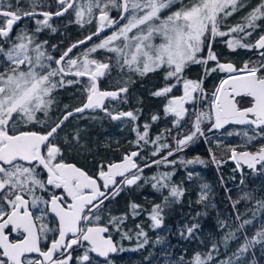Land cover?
Returning a JSON list of instances; mask_svg holds the SVG:
<instances>
[{
  "label": "snow or ice",
  "instance_id": "1",
  "mask_svg": "<svg viewBox=\"0 0 264 264\" xmlns=\"http://www.w3.org/2000/svg\"><path fill=\"white\" fill-rule=\"evenodd\" d=\"M26 4L22 0H0V264H95L92 254L112 264L110 254L125 249L108 235L110 226L121 231L128 213L110 216L107 223H101L99 213L105 201L115 199L125 188L150 184L162 199L145 211L150 227L160 229L165 223V209L179 202L185 190L172 183L174 172L145 176L144 169L175 165L177 161L168 157L204 136L201 126L205 121L211 125L209 131L227 125L243 126L242 132L235 133L243 137L239 146L243 150L229 149V159L235 163L233 171L246 166L253 173L264 172V0H258L239 23L226 30L222 26L227 18L249 7L245 0H26ZM166 10L169 14L163 16ZM70 12L73 15L69 24L80 28L95 24V31L55 58L47 51L48 41L39 36L45 31L56 33L54 19ZM25 20L29 23L21 27ZM253 36L257 38L253 40ZM94 38L97 43H92ZM217 38H226L223 42L231 52L243 49L256 53V58H249L241 68L231 62L222 63L213 51ZM87 44L91 47L70 55ZM101 52L106 59L96 58ZM191 65H202L204 77L186 78L184 73ZM113 69L139 77L163 73L164 86L152 95L166 101L162 111L165 118L171 119V128L152 138L151 124L145 123L141 131L136 123L139 109L116 111L107 107L108 101L121 102L123 98L127 102L129 84L134 83L129 75L116 90H101V79ZM216 72L224 75L211 94L208 109H195L201 100L209 99L204 79ZM83 78L87 83L82 105L72 110L65 105L61 115L53 119L56 90L83 83ZM177 85H182L179 96L172 95ZM189 104L193 105L191 113ZM89 110H99L113 121L133 122L136 136L131 142L135 150L125 152L119 161L101 164L96 175L64 159L65 148L82 147L81 130L66 131L60 137L66 121ZM190 115L191 127L182 133ZM160 119L159 114L151 116L152 123ZM233 134L228 132L229 136ZM166 137L174 141V148L161 142ZM149 146L152 157L165 149L167 155L141 166L137 161L144 158L142 153ZM209 152L219 167L222 161L211 148ZM180 163L204 161L196 158ZM191 176L189 173V179ZM240 183L244 184L243 177ZM209 191L207 184L202 185L196 203L207 206ZM228 198L232 199L230 195ZM254 198L251 192H244L232 200L237 221L241 214L236 206ZM129 210L136 217L141 214V205L133 202ZM257 210L264 212V199L256 200L253 218ZM49 214L55 218V227L49 223ZM252 223L244 219L233 230L227 219H218L219 229L224 230L219 240H213L204 252L188 258L182 255L166 264H256L247 256L257 245L264 249V222L249 236L245 226ZM200 227L199 222L185 224L180 235L193 238ZM136 228L138 244L133 251L149 243L144 229L140 225ZM242 230L244 234L240 235ZM121 239L130 240L132 236L122 232ZM163 239L157 237L155 243L161 244ZM232 241L239 246L221 259L220 246L228 249Z\"/></svg>",
  "mask_w": 264,
  "mask_h": 264
},
{
  "label": "trees",
  "instance_id": "2",
  "mask_svg": "<svg viewBox=\"0 0 264 264\" xmlns=\"http://www.w3.org/2000/svg\"><path fill=\"white\" fill-rule=\"evenodd\" d=\"M48 2L52 3V0H48ZM256 3H258V0H252L247 9L255 6ZM55 10L56 8L53 3L52 11ZM72 15L73 14L70 12L66 14L65 17L54 21V25H56L58 29L56 33H45L44 40L48 41L46 48L53 57L60 56L68 46L84 38L88 34L85 31L86 28H80L75 24L68 23ZM217 42L218 40L214 42L213 49L216 47ZM53 45L56 46L55 49L52 47ZM84 48H86V45L73 51L70 55L74 56ZM203 55H205V52ZM96 57L103 59L100 54H97ZM213 76L217 77L218 74H214ZM107 78H103V80ZM207 79L204 80L203 83V87L209 98L208 100H202L205 110L208 109L211 94L215 90L217 84L216 79L212 84H210L209 79ZM86 83L87 82L83 80V83H79L78 87L82 88ZM71 89V85L64 87L63 94L65 91ZM144 116H150L149 112L144 110ZM168 121L171 120L169 119ZM210 126L208 121L204 122L201 126L204 136L206 137L205 140L198 138L193 141L192 147L188 150L181 151L178 154L168 157L170 161H177L175 165L160 164L145 169V172L150 171L149 173L153 174L165 171L174 172L172 183L180 185L185 190V194L180 198L179 202L173 203L169 208L165 209V223L160 229L153 230L150 227V223L147 219V211H145L150 210L154 203L161 202L162 198L160 194L155 192L151 193L153 198L148 196L146 199L147 201L144 200L143 207L140 210L142 214L146 215L144 223L127 219L121 226V231L119 232L116 231L114 227L110 226L113 240L117 243L118 247L120 245V247L125 249V251H120V253L117 251L114 256H111V259L114 260V264H166L167 261L178 260L182 255L188 258L195 252H204L210 247L213 240H219L224 234V230L219 229L217 225L218 219H227L233 230L239 226L242 220H253L252 224L245 226V230L249 236L254 234L261 223L264 222V212L257 210L255 218H253L252 215L253 209H256V200L264 199V172L253 173L251 170L247 169L246 166L242 170L234 172L233 169L235 165L229 159V149L231 147H238V150H243L239 147L243 144V137L235 134L237 132H242L244 130L243 127L227 125L224 129H220V131L217 132V130L209 131L208 129ZM151 131L157 134L162 130L156 128L155 131ZM228 132H233L234 134L229 136ZM204 144L207 145V148ZM209 148L215 153L217 160L222 161L219 167L212 162ZM152 150L151 146L146 148L142 153V157L147 159H138V164L143 166L146 162L151 163L152 160H158L161 156L167 155L166 149L157 156L152 157L150 155ZM185 154H188L191 160L199 158L204 161L203 164H192L198 173H192L191 179H189V169L187 170L185 168L186 163H180V161H185ZM114 158L115 155H111L106 149H99L96 151L95 159L97 164L100 163V165H105ZM242 177L244 179V184L240 183ZM204 184H207L210 190V196L206 202L207 206H205V204L196 203L199 198L200 189ZM226 189L230 191H226ZM244 192H251L255 198L253 200L241 201V203L236 206L241 214V220L237 221L235 219L236 211L233 209L232 200L239 199ZM229 195L232 198L231 200L228 198ZM124 213L125 209L115 206L107 209L109 217L120 216ZM197 213H201V215L197 216ZM192 222H199L201 225L200 230L195 233L193 238H182L180 229L185 224H190ZM136 225H140L148 234L149 243L143 248L133 251L132 249H136L138 244L135 235L137 231ZM245 230H242L240 235H243ZM122 232H129L132 239H122L121 242H119V237L122 235ZM157 237L164 238L161 244L155 243ZM238 246L239 244L237 241L230 242L228 249H224L223 245H221L220 251L223 255H221L220 258L223 259L230 256ZM253 258L256 264H264V249H262L260 245H257L247 256L249 262Z\"/></svg>",
  "mask_w": 264,
  "mask_h": 264
},
{
  "label": "flooded vegetation",
  "instance_id": "3",
  "mask_svg": "<svg viewBox=\"0 0 264 264\" xmlns=\"http://www.w3.org/2000/svg\"><path fill=\"white\" fill-rule=\"evenodd\" d=\"M22 3L26 7V0H22ZM175 10V9H172ZM250 9H242L241 11L235 13L233 16L228 17L226 24L222 26L223 30H226V27L235 25L240 22L241 17L244 16ZM114 17L117 15V12L115 9H113L111 13ZM169 12L166 10L163 12V16H167ZM55 21V20H54ZM29 21L25 20L21 27L24 25H27ZM57 27L56 25H54ZM86 32L88 33L87 35L90 34L91 31H95V24L90 25V26H85ZM51 33L49 31H45L39 36L40 40L45 39V33ZM53 34V33H51ZM110 34V33H106ZM86 35V36H87ZM256 36H253L252 39H256ZM48 39V37H47ZM84 39V38H82ZM80 39V40H82ZM226 39V38H223ZM222 38H217L218 42L216 43V47L213 49L214 52L218 54V57L222 63L226 62H231L233 63L237 68H241L246 60L252 57V55H256V53L251 52V51H244L243 49L238 50L236 52H231L223 42ZM98 40L94 39L92 43L97 42ZM91 44H87L86 47H88ZM206 52V50L204 51ZM249 56V57H248ZM55 58H59L55 57ZM97 58V57H96ZM100 59V58H97ZM105 58L101 59L104 60ZM253 59V58H252ZM211 66V65H210ZM201 65H191L184 73L186 78H190L193 80H198L201 77ZM214 74H218L217 77H214ZM204 72L203 76L204 77ZM223 73H213L210 76L206 77L204 80L207 78L209 79V83L212 84L215 79L217 83L219 82L220 78L223 76ZM135 78H132L131 80L134 81V83L129 84V91L126 94V99L127 102H123V98L121 102H114L110 101L107 104V107L109 105H115L116 106V111H136L139 109L140 111L138 112L139 119L136 122L139 126L141 131L143 130V125L145 123L151 124L150 128V134L152 138H155L157 135L155 132H152L151 130H154L156 128L161 129L162 131L166 128H171L172 124L171 121H168L170 118H165L163 116V105L166 103V101L163 98L155 97L152 95V92H154L156 89L161 88L164 86V81H163V73L162 72H156V73H149L146 77H140L135 74ZM219 78V79H218ZM68 79H75V78H68ZM207 79V80H208ZM218 79V80H217ZM87 82V79H83ZM102 82V85H101ZM101 82L99 83L101 90H116L118 87L116 86H111L109 83V79L103 80L101 79ZM72 89L67 90L63 94V88L57 89L56 92L54 93V99L56 101L55 105L53 106V110L51 112V116L53 119L56 117L60 116L61 113L64 110V106L68 105L69 110H72L76 107H80L82 103L85 100V94H84V86L82 88L78 87V84H72ZM182 94V85H177V87L173 90L172 95L179 96ZM189 108V105H187ZM129 109V110H128ZM144 110L149 112L150 116H144ZM160 110V114L159 113ZM96 112V111H94ZM93 111H89L88 113H85L81 116H75L70 118L68 121L65 123L64 130L61 131L60 137L62 138L64 135V132L70 131V130H75L76 128H79L81 130V140L80 144L82 147H74V148H65L64 150V159L68 163H73L78 167H81L82 169L86 170L90 175H96L98 172V169L100 167V163H96V151L99 149H106L108 152L111 153V155H115V158L112 159L111 162L119 161L123 154L125 152H131L135 150L133 142L136 139L135 133L132 131L133 128V122L128 121V120H122V121H113V123L116 124H122L123 127H120V130H112L110 131V136L108 137V140L105 141H98L96 145H94V142H90V137L89 135L90 130L86 129L84 126L78 127V121L83 119V117L90 115L94 113ZM98 113V112H96ZM103 112H100V115H102ZM153 114H159L161 116V119L155 123H152L151 121V116ZM171 120V119H170ZM207 122V121H205ZM239 126V125H235ZM39 127V126H37ZM191 127V115L187 121L184 122V127L181 129L182 133H187L189 128ZM243 127V126H240ZM172 135H176V131L173 130ZM214 135V134H213ZM198 139V137L196 138ZM195 139V140H196ZM61 144L63 143V140L60 139L59 141ZM162 143L167 142L172 145V147H175L174 141H172L169 137H166L164 140L161 141ZM194 142H191L187 147H185L182 151L188 150L189 148L192 147V144ZM102 144V145H101ZM207 148V145L204 144ZM97 147V149H96ZM152 148V147H151ZM96 150V151H95ZM166 150V149H165ZM181 151L175 152V154L180 153ZM185 161L191 160L188 154H185ZM111 157V156H110ZM138 163V161H137ZM107 164V163H106ZM105 164V165H106ZM186 168V164H185ZM187 169V168H186ZM189 173H198L196 171L195 167H192V164H189ZM187 169V170H188ZM145 172L144 169V175L145 176H152L154 175L153 173ZM141 186H132L130 188H125L123 191L120 192L118 196H116L115 199L105 201V204L103 206L102 211L99 213L100 215H103L104 212L110 207H119V208H127L129 209V205L133 202L136 204L141 205V208L143 207L144 203V198L145 196L143 195V191L141 189ZM55 218L51 214H49V223L51 226L55 227ZM101 223H107V221L101 220ZM52 234H50L51 236ZM108 235H112V232L109 231ZM44 243V242H42ZM77 255L80 253L77 252ZM93 255V254H92ZM93 259L95 263L102 264V262L95 258L93 255ZM111 259V258H110ZM105 263V262H104Z\"/></svg>",
  "mask_w": 264,
  "mask_h": 264
},
{
  "label": "rangeland",
  "instance_id": "4",
  "mask_svg": "<svg viewBox=\"0 0 264 264\" xmlns=\"http://www.w3.org/2000/svg\"><path fill=\"white\" fill-rule=\"evenodd\" d=\"M245 2L250 5V3L252 2V0H245ZM244 9H247V8H244ZM98 42V41H97ZM95 42V43H97ZM88 47H91V45H89ZM84 49H82L80 52H82ZM245 51V50H244ZM78 52V53H80ZM77 53V54H78ZM76 54V55H77ZM100 56H102L103 58L106 59V54L101 52L99 53ZM207 55V51L205 52V56ZM249 57V56H248ZM250 58H253L255 59L256 58V55H252V57L250 56ZM129 75H131V79L132 78H135V74H128L127 72H124V73H120L118 70L116 69H113L112 73L108 76V79H109V83L111 84V86H116V87H120L123 85V82L124 80L128 79ZM140 79V77H139ZM119 82V83H118ZM108 108L110 110L112 109H115L116 110V106L113 104L109 105ZM193 110V107L191 104H189V111L190 113L192 112ZM197 110H205L204 108V105L200 106V103H199V108ZM92 117H96V119H92ZM78 127H81V126H84L86 127L85 128V131L86 129H89L90 130V135L89 137L91 138L90 139V142H94V145H96V143L98 141H105V140H108V137L110 136V131L112 130H120V127H123L122 124H114L113 123V120H111L109 117L105 116V114L103 113L102 115H100V113H96L94 112L93 115L90 114V115H87L85 117H83V119L79 120L78 121ZM109 141V140H108ZM193 167V165H192ZM186 168L188 169L189 168V164H186ZM142 191H143V195L145 196L144 200H146L148 198V196H150L151 198L152 197V192H155L157 193L154 189L151 188V185L150 184H142V187H141ZM201 191V189H200ZM209 196H210V192H209ZM208 196V197H209ZM143 200V201H144ZM147 201V200H146ZM121 209H125V213H128V218L129 220H132V221H138L140 223H144V220L146 218V215L145 214H140L136 217H133L130 213V210L127 209V208H121ZM124 213V214H125ZM101 220H108L109 216L107 214V210L106 212L103 213V215H101ZM148 219V217H147ZM148 222L150 223V220L148 219ZM121 236L119 237V242H121ZM127 243V242H126ZM120 247V245H119ZM120 253V251H119ZM112 264H114V260H112ZM95 264H98V263H95ZM102 264H105V263H102Z\"/></svg>",
  "mask_w": 264,
  "mask_h": 264
},
{
  "label": "water",
  "instance_id": "5",
  "mask_svg": "<svg viewBox=\"0 0 264 264\" xmlns=\"http://www.w3.org/2000/svg\"><path fill=\"white\" fill-rule=\"evenodd\" d=\"M56 19H59V18H55L54 20H56ZM106 33H107V31H106ZM95 39V38H94ZM81 47V46H80ZM78 49V48H77ZM74 50H76V49H74ZM69 78H74V77H69ZM83 79H86V78H83ZM100 87V86H99ZM108 102H110V101H108ZM108 102H106V104L108 103ZM89 111H91V110H89ZM89 111H87V112H89ZM97 112H101V111H99V110H96ZM87 112H85V113H87ZM84 113V114H85ZM81 115H83V114H77L76 116H81ZM75 117V116H74ZM94 255V257L95 258H97V259H99L101 262H105V260H104V258L103 257H96L95 256V254H93ZM112 255H115V253H111L110 254V256H112Z\"/></svg>",
  "mask_w": 264,
  "mask_h": 264
}]
</instances>
